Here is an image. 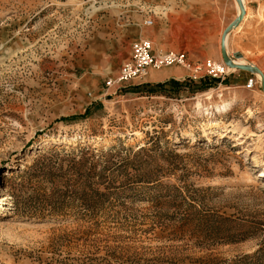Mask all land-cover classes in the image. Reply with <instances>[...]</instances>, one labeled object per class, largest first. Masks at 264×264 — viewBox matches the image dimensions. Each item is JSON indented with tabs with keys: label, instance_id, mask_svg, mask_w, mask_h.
<instances>
[{
	"label": "rangeland",
	"instance_id": "374dc122",
	"mask_svg": "<svg viewBox=\"0 0 264 264\" xmlns=\"http://www.w3.org/2000/svg\"><path fill=\"white\" fill-rule=\"evenodd\" d=\"M157 1L0 0V264H264L261 75L107 87ZM244 5L228 53L264 74Z\"/></svg>",
	"mask_w": 264,
	"mask_h": 264
},
{
	"label": "crops",
	"instance_id": "0c3cea01",
	"mask_svg": "<svg viewBox=\"0 0 264 264\" xmlns=\"http://www.w3.org/2000/svg\"><path fill=\"white\" fill-rule=\"evenodd\" d=\"M225 6L229 8L227 13ZM152 14V17L146 18H153V40L158 47L154 46L155 49L162 52L183 51L187 53L189 63L197 66L208 59L219 61L222 36L239 13L233 0H158L154 2ZM247 19L245 17L241 24ZM237 28L228 35L229 50L234 44ZM171 68L150 71L148 83L164 84L171 79L180 80L177 77L183 73Z\"/></svg>",
	"mask_w": 264,
	"mask_h": 264
},
{
	"label": "built area",
	"instance_id": "2783aa9c",
	"mask_svg": "<svg viewBox=\"0 0 264 264\" xmlns=\"http://www.w3.org/2000/svg\"><path fill=\"white\" fill-rule=\"evenodd\" d=\"M144 25L151 27L153 20L146 18ZM170 67H192L188 61L187 53L183 51H157L149 39L136 41L132 46V56L129 61L123 64L119 74L107 81V87H122L128 83L146 79L150 71H160ZM205 68V76L217 80H225L231 75L228 66L224 62L207 60L204 65L194 66L195 73Z\"/></svg>",
	"mask_w": 264,
	"mask_h": 264
},
{
	"label": "water",
	"instance_id": "95a60500",
	"mask_svg": "<svg viewBox=\"0 0 264 264\" xmlns=\"http://www.w3.org/2000/svg\"><path fill=\"white\" fill-rule=\"evenodd\" d=\"M239 7H240V12L237 16V18L226 28L223 36H222V58L223 61L225 62V64L231 68L240 70V71H245V72H249V73H254L257 72L262 76V88H263V92H264V74L260 71L259 68L252 66V65H243V64H237L235 63V61L231 58L230 53H228L227 50V38L228 35L230 34V32H232L234 29H236L244 20L245 16H246V9L245 6L242 2V0H237ZM235 58L240 59L243 57V55L241 53H235L234 55Z\"/></svg>",
	"mask_w": 264,
	"mask_h": 264
},
{
	"label": "bare ground",
	"instance_id": "6f19581e",
	"mask_svg": "<svg viewBox=\"0 0 264 264\" xmlns=\"http://www.w3.org/2000/svg\"><path fill=\"white\" fill-rule=\"evenodd\" d=\"M236 2V6L238 9V13L240 12V7L239 4L237 2V0H235ZM243 4L245 2V0H242ZM245 6V5H244ZM247 14V11H246ZM248 16V15H247ZM245 16V17H247ZM245 19V18H244ZM241 25V24H240ZM240 25L238 26L237 29L240 28ZM227 50H228V38H227ZM238 62V61H237ZM244 65V64H243ZM246 65V64H245ZM253 66V65H252ZM229 67V66H228ZM230 71H233L234 68H228ZM228 70V71H229ZM260 76V75H259ZM262 77V76H261ZM207 95H211V94H207ZM236 101V97L233 96V98L231 100H228L224 97L223 92H219L217 94V98L213 103H210L208 105H205L202 103V101L200 99H198V101L195 103V107L196 109L200 112V113H210L211 110H215L217 113H223L225 112L229 107H231Z\"/></svg>",
	"mask_w": 264,
	"mask_h": 264
},
{
	"label": "trees",
	"instance_id": "16d2710c",
	"mask_svg": "<svg viewBox=\"0 0 264 264\" xmlns=\"http://www.w3.org/2000/svg\"><path fill=\"white\" fill-rule=\"evenodd\" d=\"M164 84H165V83H164ZM158 85H159V84H158ZM89 113H90V108L87 109L86 115H89ZM85 195H86V194H85ZM85 195H83L82 198H83ZM94 196H96V197H94ZM98 196H99V197H100V196L103 197V194H100V193H94L93 196H92V197H93V200H95ZM82 198H81V199H82ZM101 262H102V264H112L113 261H112V258H111V257H106V258H103V259L101 260ZM117 264H123V263L118 262Z\"/></svg>",
	"mask_w": 264,
	"mask_h": 264
}]
</instances>
